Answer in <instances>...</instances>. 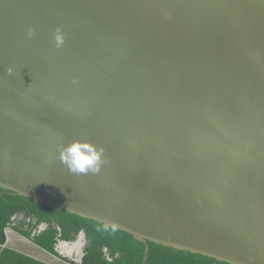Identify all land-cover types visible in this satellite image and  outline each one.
Wrapping results in <instances>:
<instances>
[{
  "label": "water",
  "instance_id": "obj_1",
  "mask_svg": "<svg viewBox=\"0 0 264 264\" xmlns=\"http://www.w3.org/2000/svg\"><path fill=\"white\" fill-rule=\"evenodd\" d=\"M0 188L264 264V0H0Z\"/></svg>",
  "mask_w": 264,
  "mask_h": 264
},
{
  "label": "trees",
  "instance_id": "obj_2",
  "mask_svg": "<svg viewBox=\"0 0 264 264\" xmlns=\"http://www.w3.org/2000/svg\"><path fill=\"white\" fill-rule=\"evenodd\" d=\"M22 214L29 223L20 235L62 261L65 259L57 250L59 244L75 243L83 233L89 246L85 250L82 264H229L152 243L148 244L149 252L146 254L147 246L144 243L119 229L16 195L3 188H0V264H42L2 249L8 244V228ZM42 225H48V228L42 231ZM41 231L43 233L39 235ZM65 261L70 263L69 260Z\"/></svg>",
  "mask_w": 264,
  "mask_h": 264
},
{
  "label": "crops",
  "instance_id": "obj_3",
  "mask_svg": "<svg viewBox=\"0 0 264 264\" xmlns=\"http://www.w3.org/2000/svg\"><path fill=\"white\" fill-rule=\"evenodd\" d=\"M29 221L25 220L24 215H20L16 217V222L8 228L7 231V243L5 247H3V250H10L11 252L15 253L18 256H21L22 258L27 259H33L36 260L42 264H80L76 259L81 254V248L84 251L86 248V239L83 238L80 241V244H77L76 246H69L67 244L61 245V247L64 249L65 254L66 250H71V252L68 253V255H64L61 250L58 252L60 253L63 260H69L70 263H66V261H62L60 259L55 258L54 256L50 255L48 252L43 251L38 246H36L32 241L25 239L20 235V232H24L27 228V224ZM46 228V225H43L41 227ZM64 243V242H63ZM75 248V250H74ZM79 250V253L76 252ZM78 254V255H77ZM75 257V258H74ZM80 261V258H79ZM72 262V263H71ZM77 262V263H76Z\"/></svg>",
  "mask_w": 264,
  "mask_h": 264
},
{
  "label": "rangeland",
  "instance_id": "obj_4",
  "mask_svg": "<svg viewBox=\"0 0 264 264\" xmlns=\"http://www.w3.org/2000/svg\"><path fill=\"white\" fill-rule=\"evenodd\" d=\"M42 226H43V225H42ZM42 226H41V227H42ZM46 228H48V225H46ZM46 228H45V229H46ZM42 231H44L43 228H42ZM78 240H79V239H78ZM77 246H78V245H77ZM87 246H89L88 243L86 244V248H88ZM86 248H85V249H86ZM82 249H83V248H81V254H80V256H82V251H83ZM57 250H58V251L61 250V252H62L64 255H68V253L71 252V250H68V249H67V250H66V253H67V254H65V251H64V249L61 247V245H59V247H58ZM74 250H75V248H74ZM76 252L79 253V250H77ZM74 258H75V257H74ZM76 260H77V259H76ZM76 263H77V262H76Z\"/></svg>",
  "mask_w": 264,
  "mask_h": 264
},
{
  "label": "flooded vegetation",
  "instance_id": "obj_5",
  "mask_svg": "<svg viewBox=\"0 0 264 264\" xmlns=\"http://www.w3.org/2000/svg\"><path fill=\"white\" fill-rule=\"evenodd\" d=\"M85 239H86V238H85ZM78 242H79V240H78L77 242H75L73 246H76L77 244H79ZM86 244H87V242H86ZM86 249H87V248H86ZM86 249H85V250H86ZM85 250L82 251V254H84V255H85ZM77 255H78V254H77ZM80 257H81L80 255L77 257V261H78V262H79V258H80ZM82 261H83V260H82Z\"/></svg>",
  "mask_w": 264,
  "mask_h": 264
}]
</instances>
